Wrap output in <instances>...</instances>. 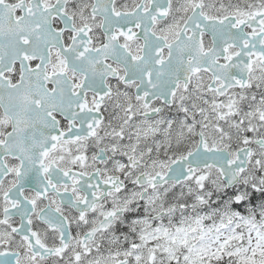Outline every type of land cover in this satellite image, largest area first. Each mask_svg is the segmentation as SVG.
Here are the masks:
<instances>
[{"label":"snow or ice","instance_id":"1","mask_svg":"<svg viewBox=\"0 0 264 264\" xmlns=\"http://www.w3.org/2000/svg\"><path fill=\"white\" fill-rule=\"evenodd\" d=\"M0 264H264V0H0Z\"/></svg>","mask_w":264,"mask_h":264}]
</instances>
